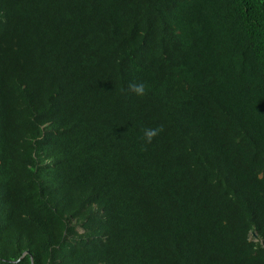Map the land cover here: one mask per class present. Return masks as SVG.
<instances>
[{"label": "trees", "instance_id": "obj_1", "mask_svg": "<svg viewBox=\"0 0 264 264\" xmlns=\"http://www.w3.org/2000/svg\"><path fill=\"white\" fill-rule=\"evenodd\" d=\"M0 264H264V0H0Z\"/></svg>", "mask_w": 264, "mask_h": 264}, {"label": "clouds", "instance_id": "obj_2", "mask_svg": "<svg viewBox=\"0 0 264 264\" xmlns=\"http://www.w3.org/2000/svg\"><path fill=\"white\" fill-rule=\"evenodd\" d=\"M128 91L137 96V97H143L146 95L147 87L146 84L142 81H131L128 84ZM162 131V126H157L153 128H144L143 129V142L145 144H151L153 139L159 135V133Z\"/></svg>", "mask_w": 264, "mask_h": 264}, {"label": "water", "instance_id": "obj_3", "mask_svg": "<svg viewBox=\"0 0 264 264\" xmlns=\"http://www.w3.org/2000/svg\"><path fill=\"white\" fill-rule=\"evenodd\" d=\"M253 235L256 236V233L254 232ZM25 254H27V252H26ZM25 254H24V255H25ZM24 255H23V256H24Z\"/></svg>", "mask_w": 264, "mask_h": 264}]
</instances>
